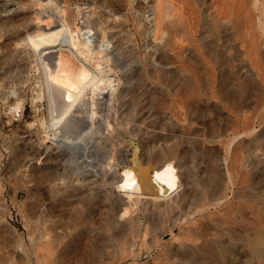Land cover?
<instances>
[{"label":"bare ground","instance_id":"obj_1","mask_svg":"<svg viewBox=\"0 0 264 264\" xmlns=\"http://www.w3.org/2000/svg\"><path fill=\"white\" fill-rule=\"evenodd\" d=\"M126 62L131 66L123 72ZM31 66L39 72L31 104L37 111L36 102H44L46 118L27 122L24 137L16 136L30 156L29 163L41 166L29 174L30 220L37 217L39 197L51 198L60 191L57 179L45 173H53L66 157L58 152L39 160L43 153L37 143H68L72 148L82 137L77 134L68 141L67 134L81 125L85 128L81 135L99 131L110 137L112 111L116 98L124 93V83L142 93L124 102L127 112L121 115L123 122H117L121 128L124 117L135 113L138 99L157 109L158 115L165 116L162 108L173 107L171 113L187 125L200 124L206 117L209 122L210 118L220 121L204 142L189 128H179L170 135L171 143L150 149L155 152L154 162L160 163L152 171L153 183L146 185L153 199L169 193H163L162 181L170 162H175L176 171L192 163L186 169L196 175L188 187L187 204L173 207L162 217L169 225L176 221L169 241L185 236L161 249L162 264L264 263V144L255 143L264 136V126L258 133L255 128L264 118V0H0V102L11 117L22 113L23 86L29 77L25 73ZM136 121L132 132L138 131L149 145H160L163 134L157 128L143 130ZM74 182L58 193V214L52 224H43L49 226H43L33 253L25 246L17 251L13 242L20 235L0 221L1 250L8 264H30L32 258L35 264H49L52 252L63 256L73 249L90 214L83 209L88 207L85 203L93 202L101 190ZM120 191L113 196L117 216L106 210L93 241L112 231H119L123 238L129 235L130 240L143 233L132 208L137 204L132 205L129 195ZM167 207L164 213L161 210L163 215ZM185 208L188 216L179 221ZM153 217L158 221L160 215ZM159 237L152 240L156 245ZM138 253L134 248L121 261Z\"/></svg>","mask_w":264,"mask_h":264},{"label":"rangeland","instance_id":"obj_2","mask_svg":"<svg viewBox=\"0 0 264 264\" xmlns=\"http://www.w3.org/2000/svg\"><path fill=\"white\" fill-rule=\"evenodd\" d=\"M130 66L131 64L129 65L127 64V62L126 64H122L121 71L128 72ZM28 70L29 71H27L25 74H26V77L29 76L28 78L30 79L27 78L23 86V88H25V91H24L25 100H24L23 109L21 111L22 113L20 114L16 113V115L14 114L15 117L14 115L11 117L9 115L8 108L4 106L3 104H1L0 102V106L2 107L3 105V107L0 108L1 110L0 111V124L2 123L0 127H3V128H0V131L3 129V131L0 132V186H1L0 187V193H1L0 194V221H3L6 224H10L13 227H15L17 234L20 235L21 239L17 238L13 242L14 248L17 251L22 252L23 246H25L28 248L30 253H33L32 251L34 250V247L37 245L38 239H40L41 235L43 234V230H42L44 226L43 224L44 223L52 224V222L54 221L53 218H55L54 216L58 214L57 213L58 206H57V200H56L58 193L62 192L64 189H66L69 186V184L73 183L74 180H76L78 181V184L80 183L82 184L83 182L84 185L86 184L90 186H95L94 188L99 187L101 189L99 190L100 194L97 197H95L93 199V202L91 201L90 204L85 203V205L88 207H84L83 209L84 211H87V214H88V209H89L90 214H88L89 215L87 217L88 221H86L85 225L82 228L83 230L81 231L82 236L80 234L78 240L72 244L73 249H71V251L66 252L67 254L65 253L63 256L60 255L56 251L52 252L51 258H49V264H127V262L128 264H132L133 262H134L133 264H155V263L162 264V262H164L163 258L165 256L164 254H161L162 250H164L165 247H168L172 241H173L172 244L174 245L175 243H178L177 242L178 240H182V241L183 239L185 240L184 238L185 236H182V239H178L176 242H174L176 238L170 239L169 241L168 237L171 235L170 231H174L175 226H176L174 224L176 223V221L174 219L175 223H172L173 220L171 221L169 220L170 221V225H169L168 222L166 223V219L163 221L162 217L169 215L174 210L175 206L180 205V204L181 205L187 204V202L189 201L188 199H190L188 195L189 194L188 187H190L192 181L196 179V175H194L193 173H190L187 170V169H190V166L192 164L191 161H189L191 164H188L189 168L186 169V167H188L187 166L188 162H187L181 167L182 169L178 167L179 168V169L177 168L178 171L175 170V164H174L175 162L173 161L170 162L167 167L166 176L162 181L163 189H164L163 193H166L165 192L166 190H169L168 191L169 193H167L166 195L161 194V196L157 197L156 199L154 197L155 199L154 200L153 196L151 195V192L149 191L151 187L148 188L147 186L148 185L150 186L153 183L152 181L155 178V175H153L152 171L155 168H159L160 163L158 161L154 162L155 152L154 150L150 151V149H153V146H155L156 144H157L156 146L159 147L163 144L167 145L171 143L173 138H171L172 139L171 140L170 135H172L173 130H176L179 128H183V129L189 128V133L193 134L194 137L198 139L203 138V139H200L201 141H203L204 139L207 138V136L209 137L210 134L214 132L215 128L218 127V123L220 124V121L218 122L216 121V119L213 120L210 118V122H209V117L208 118L206 117L203 120L204 122L202 121V123L200 124L192 123L191 125L190 124L187 125L186 123H182L181 121L178 122L177 118H175V114L173 112L171 113V110L174 109L173 107H169V109L162 108L164 112L166 113L165 116L158 115L157 109L151 108L149 104H145V105L142 104L141 103L142 101L138 99L139 102L137 101L135 105V113L133 115L132 114L126 115L124 117L125 118L124 121L126 120V122H124L121 128V126L117 125V122H120V121L123 122V116L121 115H123L125 111L124 108L126 106V103L130 100L131 98L130 96L132 95L139 96V94L142 93V89L139 90L137 89L138 87L136 88V86L134 85L128 86V85H123L124 83L121 84V87L124 89V93L125 92L126 93L125 94L123 93L122 94L123 96L121 95L120 97L116 98L115 106L112 111L113 113L112 131L113 132L112 131L110 132L111 133L110 137L109 135L107 136L105 132L101 133L99 131L98 132L94 131L93 134H90V132H88L87 133L88 136H86V132H85V135L82 132V135H83L82 136L80 132L84 131L85 128L83 129L84 125H81L82 128L77 126L76 127L77 129L74 128V130H72L71 132H68L69 134H67L68 141H69V138L70 140L71 139L73 140V138L71 137H74L75 139V137H77L76 136L77 134H79L78 136L82 137V141L80 143H77L75 146L71 145L74 147V148L72 147L73 150L72 148H70V146L67 145L68 143H65V145L64 143H56L57 144L56 145L54 143H49L50 141H47V143H42V144L37 143L42 148V153H43L37 157V159L39 160H41L46 155L52 156L58 152H65L66 157L64 161H62L63 163H61L60 166L56 168V170H54L53 173L51 171H46L47 174L45 173V176L47 178L50 174L52 178L54 177L57 179L58 189L60 191L58 193L57 192L53 193L56 195L55 196L53 195L51 198L46 199L44 195L39 197L40 199L38 200L39 206L37 205L38 208L35 212V215L37 214L36 215L37 217L34 215V217H36L37 219L33 218L31 220H34V221H31L30 218H28L27 213L29 212L30 205L33 200L32 198L30 199L27 196V192H26L30 187L29 182H28L30 180L29 174L30 172L31 173L37 172L39 167L41 166L38 165L39 163L37 162L35 163V161H32L33 163L30 161L31 164L29 163L28 158H30V156L28 157L27 150L21 146L19 138L16 136H18V134L19 135L22 134L21 138L22 136L24 137L23 134L27 132L26 130L27 128L25 127L27 122H32L33 120L37 119L40 116H42L43 118H46V114H45L46 105L42 101L41 102L37 101L36 102L37 111L34 110L31 104L32 99L30 98H32L35 95L33 89L37 84L39 72L35 68V66H31V68H28ZM33 79H36V80H33ZM125 86H126V91H125ZM130 86L131 88L128 89ZM126 112L127 111H125V113ZM138 117L139 118L142 117V118L139 119ZM138 120L139 122H141L140 124L143 130L145 129L149 131H154L157 128L156 131H160L163 134L161 140L159 141L160 145H158V142L153 143V145L152 144L149 145V143H146L144 138L141 135H139L138 131L137 132L135 131L136 134L135 132H132V129H131L132 125L134 124V121L138 123ZM256 124H255V128H256V132L258 133V131L261 130L262 127L264 126V118H263V121H260L259 123H256ZM16 130L17 132H15ZM12 133H15L17 135L15 134L12 135ZM6 135L8 136L7 138L5 137ZM11 137L13 138V140H10L12 139ZM8 138L11 143L9 142ZM17 138L19 142L16 141ZM39 140L41 141V139ZM255 143L256 144L259 143L258 145L264 144V136L261 139L257 140ZM134 148H136V158H137L138 163H140L142 167L146 168V172L143 175H139L136 172V170H134L133 168L131 157L134 152ZM34 167H36V169H34ZM32 169L35 171H33ZM180 172L182 173L180 174ZM174 173L175 174L177 173V174L175 175ZM188 173L190 174L188 175ZM7 174H9L8 176L11 179L9 180L7 179L8 177ZM166 177L168 180L166 179ZM7 180L9 183L7 182ZM67 180L69 181V183L67 182ZM66 182L68 183L67 186H66L67 184ZM74 183H77V182H74ZM165 184L167 185V187ZM64 186L66 188H64ZM119 190H121L120 192H126L127 195H129L128 197L134 201V204H133V201L130 199L132 201V205L137 204L135 205V207L134 206L132 207V205L131 207L136 209L134 211L135 212L134 216H135L136 221L139 223L138 225L142 226V228L140 229L141 231H143V233L141 232V234H138V237H136V239L133 238L132 240H130L128 239L130 237L129 235H126L125 238H123L124 236L122 237V234L119 233V231H116V234H115V231L114 232L112 231V232H109L108 236L105 235L104 237H98L96 240L93 241L92 235L95 233H98L97 232L99 231L98 227H100L99 221L101 220V218H103L102 217L104 216L103 214L107 212L106 210L110 209L111 210L110 213L112 215L117 213V211L115 212V210L117 209H116V205L114 206L115 204L114 198H115V194L117 195V192ZM166 205L168 206L167 207L168 212L165 211L166 213L163 215L164 213L163 209L166 207ZM149 209L153 211L150 212ZM161 210L163 213L161 212ZM154 214L160 215L161 219L159 218L158 221L157 219H154L153 217ZM184 214L185 216H188L187 208L184 209V213L182 216H180L179 221L185 218ZM114 216H117V214L113 215V217ZM161 220L164 223L161 222ZM48 226H44L43 229H46V227ZM166 226L167 227L169 226L168 229ZM143 228L144 229L146 228L147 231H145V233L146 234L149 233L147 234L148 236L144 235V230H142ZM164 228L168 230V231L165 230L166 232L165 234L163 233L164 231L162 232V229L164 230ZM30 229H32L31 231L33 233L32 232L30 233L33 234L34 238L32 237V235L31 237L30 235H28L29 232L27 230L30 231ZM159 233L160 234L163 233L164 236H162V238L159 237ZM36 235H38V237ZM142 235H144V238ZM141 236L143 239L141 238ZM1 237H3V232L0 233V238ZM158 237L161 239L160 241L157 240L158 245H156L155 242L153 241H155V239H158ZM33 239H34V242H33ZM0 245H1L0 246V250H1L3 249L1 247H3L4 245L2 244ZM140 245H141V248H140ZM127 248L130 249L131 253L134 250V248H136V251H139V253L136 257L132 256L134 259H131L130 257V258H126L125 260L121 261V258L123 256L125 255L127 256V254L128 256L131 255V253L129 254L128 252L129 250L125 252ZM131 248L133 249L131 250ZM3 252L4 251L2 250L0 252V256L2 257L0 258L1 260H3L0 263L2 264L8 258L3 254ZM122 252L124 253L122 254ZM2 254L4 256H2ZM4 257H6V260H4L5 259ZM60 257H62V259ZM34 261L35 259L32 258V260L30 261V264H35ZM156 261L159 263H157ZM6 262L7 264L9 263L8 261Z\"/></svg>","mask_w":264,"mask_h":264},{"label":"water","instance_id":"obj_3","mask_svg":"<svg viewBox=\"0 0 264 264\" xmlns=\"http://www.w3.org/2000/svg\"><path fill=\"white\" fill-rule=\"evenodd\" d=\"M131 162H132V165H133L134 170H136V172L139 175H143L146 172V168L142 167L140 165V163H138V161H137V158H136V148H134V152L132 154Z\"/></svg>","mask_w":264,"mask_h":264}]
</instances>
